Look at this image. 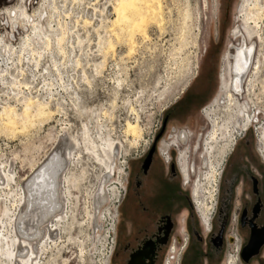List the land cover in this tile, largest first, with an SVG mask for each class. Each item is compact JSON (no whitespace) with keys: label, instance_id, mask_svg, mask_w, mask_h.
Listing matches in <instances>:
<instances>
[{"label":"rangeland","instance_id":"1","mask_svg":"<svg viewBox=\"0 0 264 264\" xmlns=\"http://www.w3.org/2000/svg\"><path fill=\"white\" fill-rule=\"evenodd\" d=\"M116 1L0 0V207L7 209L1 230L6 236L14 235L15 220L25 201L23 185L58 148L64 164L57 171L58 215L38 228L43 233L32 242L36 264H106L107 239L113 234L115 244L108 264H123L142 238L153 236L154 223L164 212L171 217L172 229L167 243L156 245L154 264H164L172 240L181 241L183 234L188 240L177 264H187L195 250V264L205 259L207 264H227L229 246L223 244L212 251L210 232L199 224L190 196L198 183L200 201L212 203L209 197L215 182L209 180L210 173H216L220 165V151L228 152L238 135L229 139L228 131L210 139L213 126L205 112L210 110L216 125L227 120L230 112L223 102L216 106V98L228 70L223 69L224 56L232 42L237 45L241 39L231 42L230 30L242 29L245 23L251 33L246 42L254 47L252 62L240 93L231 97L236 110L252 123L250 139L255 144L253 131L257 129L263 140L264 0H159L158 19L144 22L146 34L135 33L132 46L127 33L114 24ZM22 8L27 17L10 20L8 12ZM199 70L214 75V80L197 96L193 91L198 87L195 76ZM188 86L191 93L183 98ZM28 100L32 103L29 114L42 106L51 115L33 117L29 125L21 126ZM5 110L17 116L13 129L5 124ZM128 123L138 126V134L128 133ZM172 129L188 132L186 143H177L179 159L188 149L189 176L190 164L194 169L188 182L183 176L188 185L181 183L177 151L169 147V162L176 174L172 182L180 188L177 195L172 184L175 192L170 197L182 199L175 209H169L174 200L161 199L153 205L149 194L158 182L169 188L162 184L167 163L158 148ZM105 143H112L118 155L103 183L106 202L95 209L96 192L110 161L101 150ZM67 151L72 157L66 159ZM149 153L155 156V172L141 177V195L135 196L132 184L139 178L140 161ZM179 165L181 170L180 161ZM122 188L125 193L120 197L117 189ZM182 213L186 215L181 223ZM45 227L52 228L51 238H46ZM214 228L212 223L210 231ZM262 258L260 263L252 260L249 264H264ZM0 264L10 263L0 256Z\"/></svg>","mask_w":264,"mask_h":264},{"label":"flooded vegetation","instance_id":"2","mask_svg":"<svg viewBox=\"0 0 264 264\" xmlns=\"http://www.w3.org/2000/svg\"><path fill=\"white\" fill-rule=\"evenodd\" d=\"M10 20L15 18L16 16H20L22 19L27 17L25 10L22 8L18 11H10L8 12ZM241 36L239 43L236 45L232 40L236 37ZM247 34L244 32L243 28L239 27L230 30V39L232 44L230 45V51L224 56V64L225 67L223 69H228L226 73L222 76V83L229 85V91L231 87L232 80V69H247L248 63L251 59V44H247L246 42ZM250 38V37H248ZM248 53V54H247ZM250 53V54H249ZM251 67V66H250ZM199 73L195 76L196 81L198 82V87L194 90V95H199L207 91L209 87V83L213 81V76L205 70H199ZM217 81L216 85H218V78L220 80V76L218 77L217 73ZM211 78V79H210ZM221 83V87L223 88V84ZM191 86H188L185 91L182 93V97L188 96L191 92L189 91ZM218 98H216V106L220 103V98L223 95V91H221ZM190 92V93H189ZM231 94V92H230ZM232 95V94H231ZM222 102V101H221ZM208 112L206 111V116L209 119ZM241 112V111H240ZM241 114H239V117ZM242 117V116H241ZM210 120V119H209ZM211 121V120H210ZM248 127V126H247ZM246 127V128H247ZM244 130V129H243ZM241 130V131H243ZM240 131V132H241ZM238 133L237 136L234 137L231 148L228 152L221 150L219 156L218 164L224 159V162L221 166L222 170L220 176L218 178V192L215 213L213 216L212 223L215 226L213 231L207 235L208 242L211 246L212 251L218 250L223 244H227L231 250H235L236 252V260L241 264H249L252 260H257L259 263L262 261L264 251V156L262 152L259 150L257 144V139L255 138V144L252 139H250L251 134L250 130L247 129L244 132ZM254 136V135H253ZM263 138V137H262ZM254 139V138H253ZM187 141V135L185 133L178 134L173 143H182L184 144ZM264 141V138H263ZM167 143V142H164ZM170 146L169 143L161 146V150L165 151ZM188 158L189 152L188 149L184 150L181 155L179 161L181 162V172L184 176L185 180L188 182L189 173H188ZM170 161V160H169ZM167 163V174L169 176L175 177V171L173 170V165L171 162ZM154 166H155V156L151 153L147 156V158L143 161H140L138 171V175L136 176L135 181H133L134 185V194L135 196L141 195L142 183L144 182L141 179L142 176L145 178L153 173L154 174ZM154 169V170H153ZM141 175V176H140ZM151 176V175H150ZM197 185L195 186V193L193 197L195 201L199 198V192L197 190ZM151 186L150 188H152ZM162 187V185H161ZM160 187V188H161ZM155 188V187H154ZM164 187L161 188L163 190ZM150 191V189H149ZM150 194V192H149ZM210 194V193H209ZM151 196V194H150ZM147 197H149L147 195ZM152 196L150 200L154 204L156 201L160 200H152ZM210 199V197H209ZM211 201L213 200V196L211 195ZM200 201V200H199ZM161 202V201H160ZM201 202V201H200ZM203 204L208 206V209L211 207V202H202ZM207 209V210H208ZM141 211H146V207H141ZM199 210L202 214L207 212L205 208H200ZM128 211V210H127ZM127 213V212H126ZM127 216V215H126ZM128 214L127 217H129ZM126 217V218H127ZM220 227L222 228L219 233ZM172 229L171 219L168 215H163L161 220L159 219L155 225V231L153 236L150 238L144 237L140 241V245L138 249H135L128 252V257L125 263L129 264L132 260V257L140 252L144 251L146 248V255H144V264H154L156 259V245H164L167 243V236ZM131 234V232H130ZM188 240V239H187ZM187 244V243H186ZM126 245V247H128ZM249 246L251 250V254L247 258L246 261L243 262L240 252L242 247ZM187 264H195L197 261L196 252ZM169 254V253H168ZM236 260L231 257L229 258L227 264H236ZM137 262L135 257L133 263ZM207 259L203 264H207ZM165 264V262H164Z\"/></svg>","mask_w":264,"mask_h":264},{"label":"bare ground","instance_id":"3","mask_svg":"<svg viewBox=\"0 0 264 264\" xmlns=\"http://www.w3.org/2000/svg\"><path fill=\"white\" fill-rule=\"evenodd\" d=\"M158 1L159 0H117L116 1V5L114 7L116 19H114L115 20L114 24H116L118 26L121 33H125V34L127 33V36L129 38L128 43H130L131 46L133 45V36L135 33H137V34L141 33L143 36L146 34L145 31L143 30L144 29V22L147 20L155 21L156 19H158L157 18V16L159 15V10L157 11V9H159L158 8ZM239 17H241V16L239 15ZM242 21L245 23V20H242ZM243 30L247 34V36L250 37L251 33L249 32V27L246 23H245V27L243 28ZM1 42H3V39L0 37V43ZM251 48H252L251 49V54H252L253 49H254L252 43H251ZM251 58H252V56H251ZM251 62H252V59H250L247 68H250ZM246 71H247V69H239V70L238 69H232V80H231L230 91H229V85L230 84H228V86L226 84L223 85V88H222L223 95L220 98V102L222 101L223 103H225L224 108H225L226 112H230V113H227L228 114V116L226 117L227 120L223 124L221 123V125H216V119H212L210 112H208L209 119L211 120L212 126H213L212 127L213 130L210 134V139L214 140L217 138H221V137L225 136L226 132H228V131H229V133H231V135L229 137V139H230L234 133L238 134L243 129L245 131V130L249 129L250 126L252 125V123H250V120L246 119V117L244 116V114L242 112L236 110L235 100L233 97H231V94L232 95H238L240 93V91L242 89V83H243L244 79L246 78L245 77ZM230 92H231V94H230ZM31 104L32 103L29 101V103H26V105L24 106L25 107L24 108V116L20 120L21 126H24L26 124V122H27V124L30 123L29 121L31 118L34 119L33 117H35V118L39 117V119H40V117L41 118L46 117V119H47V116L51 115V112L48 111L47 108L42 107V106H40L39 108L37 107L38 109L33 114H29L30 107H32V106H30ZM11 112H12V110L11 111L5 110L3 115L5 116V120H6L5 124L13 129L16 125L15 119H17V116L14 115V116H16V118H14V116H12ZM239 114H241L242 117L241 116L239 117ZM212 115H213V113H212ZM46 119H44V120H46ZM23 129H24V127H23ZM127 131H128V133L131 132L133 135H136V134H138L137 132L139 131V129H138L137 125L128 123L127 124ZM254 131H256V134H257L255 137L257 138V144H258V147L260 148L259 150L262 152V154L264 156V141L261 139L260 131H258L257 129H255ZM217 132H219V134H218L219 137L216 136ZM178 133H179V129L173 130L172 134L170 133L168 135L167 139L163 140L160 143V146L158 148V152H160L161 155L164 154V156L165 155L168 156L169 147H172V148L174 147L176 149V151H177V155H176L177 156V158H176L177 164L176 165L178 167V170H179V172L182 176V180H183V175L181 173L179 160H178L179 159V145L177 144V142H175V143L172 142L175 140ZM179 134H182V133L180 132ZM263 138H264V134H263ZM229 139H228V141H229ZM164 142L169 143L170 146L165 151H162L161 145ZM62 143L63 144L69 143V141H62ZM73 143H75V142L72 141V144ZM58 147H59V145H58ZM62 148H63V146H62ZM101 150H102L103 155L105 156V159H108L110 161H109V163L108 162L106 163V164H108L107 169H106L107 170L106 176H105V178H103L104 181L102 183H100V188L96 192L95 206H94L95 209H97L101 203L103 204L104 203L103 201L106 202L107 192L104 189L103 183H105V180L109 177L108 173L111 174L112 170L114 169V161L116 159L115 157H116V155H118L117 149L115 148V146L112 143L103 144ZM60 153L61 152L59 151V149L56 148L53 151L52 155L45 161V163H43L41 165V167L36 169L37 171L32 173V176H30V178L26 181L25 185H23L24 187L22 190L25 193V201L23 204L22 211L19 212V214L15 220L14 230L12 231V232H14V235L12 237L4 235L3 231L1 230V224H2L1 220H2V217H4L6 215L7 209L5 206L0 207V256L2 258H5L6 260H8L10 264H32V263L34 264L35 263L34 262V254H35L36 250L34 251V249H36V248L33 247L32 242H35L38 240V238H41V236H42L41 234L43 233L41 231H38L39 230L38 228L43 222H45V223L48 222L46 220H48V218H50L52 215H54V216L58 215L57 211L59 208L57 207L58 203L56 202V198H58V192H59V190L57 188V175L59 174V172L57 174V171H59L61 166L64 165L62 162L63 160L61 159ZM226 155H225V157H226ZM69 156H71V154L69 153V151H67L65 153L64 157L67 159ZM66 163H67V161H66ZM221 164H222V162H221ZM218 167H216V173H215V170L212 173H210V179L209 180H211V183L215 182V179L217 177ZM189 169H190L189 178H193L194 177V175H193L194 169L192 168L191 164H190ZM188 173H189V170H188ZM2 176L7 180L9 178L8 176H6L3 173H2ZM183 182H184V180H183ZM2 183H4V181ZM184 184L188 185V183H185V182H184ZM0 185H2V184L0 183ZM198 189H199V187L197 185V190ZM213 190H214L213 191V200L211 203V207L209 209H208L207 205L203 204L202 201L201 202L199 201L201 199V197L199 195H198L199 198H197V201H195L193 194H191V196H190L192 201L195 203V210L197 211V213L201 219L200 224L203 225L204 230H207V228L212 224V223H210V220H211L210 213H211L212 207H214V204H215L214 192L216 190V182L214 183V189ZM118 193H119V191L117 189V195H119ZM211 195H212V193L210 194V199H211ZM199 207L202 209L205 208V210H207V209L208 210H207V212L202 214L199 210ZM60 218L61 217L58 216V219H60ZM52 231H53L52 228L50 229V228L45 227L46 238H51ZM178 240L176 239V241H178ZM174 250H176V246L171 243L170 247H169V251H168L169 254H168L167 258L165 259V264H173L171 261H173V259L175 258V253H173ZM24 253H25V255H23ZM144 255H146V248L144 251L141 250L140 252L135 254L132 257V260L129 264H144L145 263L144 259H143ZM172 255H174V257ZM229 256L233 257L236 260V254L235 255L229 254ZM135 257L137 259V262L133 263ZM108 263H109V261L106 258V264H108Z\"/></svg>","mask_w":264,"mask_h":264},{"label":"built area","instance_id":"4","mask_svg":"<svg viewBox=\"0 0 264 264\" xmlns=\"http://www.w3.org/2000/svg\"><path fill=\"white\" fill-rule=\"evenodd\" d=\"M172 132H173V129H172ZM171 132V133H172ZM242 132H244V130L242 131ZM253 134H254V139L256 138L255 136L257 135L256 134V131H253ZM257 139V138H256ZM160 156L163 158V160L165 161V162H168L169 160H170V156L168 157V156H164V154L163 155H161L160 154ZM225 159V158H224ZM224 159H223V161H222V164H223V162H224ZM222 164H220L219 165V167H218V171H217V177H216V179H215V182H216V190H215V192H214V196H215V204H214V207H212V209H211V213H210V216H211V220H212V218H213V216H214V213H215V207H216V200H217V195H216V193L218 192V178H219V176H220V173H221V170H222V168H221V166H222ZM119 193H120V197H122L123 195H124V193H125V190H124V188H122V190L121 191H119ZM118 193V194H119ZM191 209L195 212V214H196V216H197V218H198V222H199V224H200V221H201V219H200V217H199V215H198V213H197V211L195 210V203L192 201V199H191ZM210 220V221H211ZM201 226H202V228H203V225L202 224H200ZM203 230H204V228H203ZM210 230H211V225L207 228V230H204L206 233H209L210 232ZM113 233H114V231H113ZM114 238H115V235L113 234V236H110L108 239H107V252H105V257L107 258V260L109 261V259H110V257H111V251H113V248H114V244H115V241H114ZM187 237H186V235L185 234H183V235H181L180 236V240L181 241H176V239H174V240H172V244H178L179 245V248L177 249V250H174L173 251V253H175V259H174V264H177L178 263V259H179V256L181 255V251L185 248V246H186V243H187ZM228 255L229 254H233V255H235L236 254V252H235V250H231L230 249V247H228Z\"/></svg>","mask_w":264,"mask_h":264},{"label":"crops","instance_id":"5","mask_svg":"<svg viewBox=\"0 0 264 264\" xmlns=\"http://www.w3.org/2000/svg\"><path fill=\"white\" fill-rule=\"evenodd\" d=\"M181 133H185L186 135H187V138H188V132L187 131H185V130H183V129H181ZM164 170H166V168L164 169ZM166 175H168L167 174V170L165 171V172H163V174H162V177L161 178H163V182L164 183H162V184H167L168 186H169V188H163V190H161V188L164 186V185H162V187H161V183L159 184V182L156 184H153L154 186L152 187V188H150V194H151V196H152V200H160L161 201V199L163 200V201H165V200H168V202L170 203V202H172V200H174L175 201V199L173 198V197H170V194H174V190H176V194L177 195H179V191H180V188L177 186V185H175V183H173L172 181H174V179L175 178H173L172 176H169L168 175V177H166ZM181 183H184L183 181L181 182ZM173 184V186H174V190H172L173 188L171 187V185ZM155 187V188H154ZM161 187V188H160ZM163 191V192H162ZM173 191V192H172ZM170 192V193H169ZM165 195L167 196V197H169V198H165ZM160 197H163V198H160ZM185 199H186V197H185ZM181 201H182V199H181V197L179 196L178 197V199L175 201V203L174 202H172V203H170L169 204V209L171 208H174L175 209V207H176V205L177 206H179L180 205V203H181ZM177 203V204H176ZM155 204V203H154ZM153 204V205H154ZM179 210H180V208H179ZM163 215H168L169 217H170V215L169 214H167L166 212H164L163 214H162V216ZM185 213H182V218H181V223H182V220L184 221V217H185ZM161 215H159L158 216V218H160V217H162ZM116 217H117V214H116ZM171 218V217H170ZM156 223L157 222H155L154 223V228H155V225H156ZM184 228H182V230H183Z\"/></svg>","mask_w":264,"mask_h":264},{"label":"water","instance_id":"6","mask_svg":"<svg viewBox=\"0 0 264 264\" xmlns=\"http://www.w3.org/2000/svg\"><path fill=\"white\" fill-rule=\"evenodd\" d=\"M221 230H222V228L220 227L218 232L220 233ZM250 254H251V250H250L249 246L241 248L240 255H241V258H242L243 262L247 260V258L249 257Z\"/></svg>","mask_w":264,"mask_h":264},{"label":"trees","instance_id":"7","mask_svg":"<svg viewBox=\"0 0 264 264\" xmlns=\"http://www.w3.org/2000/svg\"><path fill=\"white\" fill-rule=\"evenodd\" d=\"M210 84H211V82H210Z\"/></svg>","mask_w":264,"mask_h":264}]
</instances>
